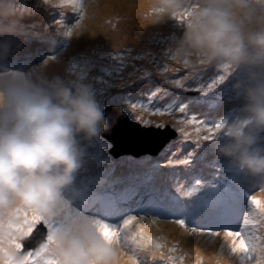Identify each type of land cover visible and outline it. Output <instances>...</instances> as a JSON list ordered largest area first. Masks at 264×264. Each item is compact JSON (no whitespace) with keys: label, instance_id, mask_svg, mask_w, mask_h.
Masks as SVG:
<instances>
[{"label":"clouds","instance_id":"1","mask_svg":"<svg viewBox=\"0 0 264 264\" xmlns=\"http://www.w3.org/2000/svg\"><path fill=\"white\" fill-rule=\"evenodd\" d=\"M19 9L25 13L23 7ZM164 16L180 17L183 23L182 35L168 59L173 64L163 74L161 65H157L159 76L145 96L140 95L143 87H127L125 82L122 89L132 92L125 93L120 105L106 104L102 109L85 84L69 87L59 78L49 80L38 73L0 74V264L8 256L17 261L22 258L3 231L4 222L19 219L20 212L29 220L39 217L50 223L60 221L51 238L46 233L43 241L47 243V255L57 264H119L127 256L123 243L107 238V229H102L96 219L78 211L66 215L71 197L65 189L74 184L75 174L82 168L84 142L100 133L114 147L106 136L108 125L103 111L107 106H115L130 121L146 128L170 125L176 130L168 121L146 124L137 118L140 110L158 116L154 109H164L155 105V93L165 108L172 110L162 114L174 118L183 97L190 100L199 93L194 85H186L188 79L178 87L180 92L163 90L165 86L171 88L179 76L174 75V63L188 70L187 78L209 65H227L241 73L233 89L242 103L231 117L221 118L219 132L223 140L215 145L214 158H222L232 174L253 178L256 185L264 188V0H150V21ZM4 18L9 23L4 25L6 28L16 25L8 14ZM3 45L1 42L0 48L6 49ZM136 97L150 108L138 107L128 113L127 99ZM162 140L165 139L147 143L157 146ZM21 242L29 246L26 240ZM151 253L149 248L142 254ZM201 253V264H232L223 254ZM254 260L264 264V249Z\"/></svg>","mask_w":264,"mask_h":264},{"label":"rangeland","instance_id":"2","mask_svg":"<svg viewBox=\"0 0 264 264\" xmlns=\"http://www.w3.org/2000/svg\"><path fill=\"white\" fill-rule=\"evenodd\" d=\"M82 3L84 5L85 17L81 21V26L78 29H73V35L69 36L65 35V32L80 16L79 10L73 9L70 5L62 7L57 4V0H52V3H46L45 0H0V6L3 7L2 12L12 15L13 18L10 17L12 19H8L14 20V24L23 16L26 22L30 18H36L38 20L37 26L47 31L49 27L44 28L43 25L45 21L50 19V16L46 14L48 8L52 13L55 12L53 8L58 7L60 9L61 15L59 14V9H56V20H58L53 28V33L57 36L53 39L40 32L32 41L42 45V54L52 49H55V52L61 51L55 55H49L40 64L23 74L34 75L38 73L49 80L59 78L69 87L85 84L89 87L90 92L94 95L102 109L106 104L120 105L125 100V93L132 92L122 89L125 82V86L127 87H143V90L142 88L139 89L142 90L140 95L145 96L150 91L151 83L159 76L156 69L157 65L161 64V73L163 74L172 63L169 60H165L164 56L172 52L177 40L182 35V21L169 16H164L156 21H150V18H148L150 0H82ZM20 6L23 7L25 13L20 11ZM32 14H35V16H29ZM65 17L72 19L67 22L68 19ZM5 22H7V18H0V33L3 36L12 35L18 30L15 27L5 28ZM48 22L46 23L47 26H49ZM50 28H52V25ZM15 42L16 40L9 39L3 45L6 46V49L0 48V67L2 66L0 72L15 68L14 65L7 63L11 57H15L13 55ZM21 52H23V55L25 54L24 51ZM27 60L31 59L27 58L26 61L21 62L20 66L17 67L19 71H22L21 67L28 62ZM111 63L112 69H106V66ZM174 64L176 65L174 75H182L184 67L176 63ZM164 65L169 66L164 67ZM210 72L213 74L207 76ZM5 74L11 75L16 73L8 71ZM220 74L221 72L218 67L209 65L201 69L197 75L188 78L186 85H191L193 81H196L200 85L199 93L192 98V102L186 100V103L182 104L184 107L193 106L195 108L193 109V114L187 115L189 111H184L180 118H174L168 114L156 116L148 111L140 110L138 115L145 120L151 121V123L155 122V120L168 121L173 127L176 126L180 129H182L181 118L185 114L187 119L194 116L197 120H203L204 123L212 125L220 122L224 116L231 117L235 113L228 115L223 112V109L232 104H235L239 108L241 100L237 99L239 97L233 89V83L241 73L231 70L223 82L217 83L213 88H208V84L214 81ZM140 75L145 76L150 81V85H148V80ZM180 80L184 83L183 79ZM178 87L180 86L173 83L171 88H166L165 86L163 90L173 91L178 89ZM155 95L158 97V93H155ZM127 101L129 102L128 113L132 112L133 108L131 105H142V100L137 97L134 100L127 99ZM144 108L147 110L150 106L146 104ZM104 115L108 125L107 131H111L114 127L118 130L116 122L122 129L129 126L128 115L120 112L119 109L114 108ZM191 127L197 133L196 125L191 124ZM131 128L135 129L132 124ZM189 131V128L186 129V132ZM204 135H207V132L201 126V130L197 133V136L203 137ZM133 136L134 134H130V136L125 138H132ZM121 139L124 142V138ZM222 140V133L218 132L216 140L201 141V146L206 147V150L209 151L217 143L222 142ZM84 143L86 147L83 153L84 163L82 168L75 174L74 184L65 189L66 195L71 197L66 215L78 211L87 214L92 219L99 218L109 222V224L119 226L124 215L123 199L126 198L129 202H133L136 199V194L124 192L125 184L133 175L142 184H145L147 177L153 175L157 168H148L152 164H147L150 161L148 157L140 160L128 158L123 165L120 164V158L110 161V155L107 150L108 146L110 147V143L100 133L90 142ZM97 145L102 146L105 150L103 151ZM171 149L174 154L172 157L173 161L185 158L189 152H192L193 156L201 152V149L197 148V139L190 142L179 139L171 146ZM212 153L214 154V150ZM211 158L222 160V158H214V156ZM125 165L136 167L126 170ZM176 166L175 164H169L168 169L178 189L184 186L180 183V177L175 174L177 171L175 170ZM182 166L186 169L185 173H187L188 166ZM96 169H106V174L112 176L111 180L102 188L109 196L106 208L103 207L104 202L98 200L95 194L90 200V197L85 193L88 180ZM181 174L183 173L181 172ZM202 181L204 183L215 182L210 176H205ZM254 181L253 178L248 179L245 187L247 196L242 195L237 206L240 209L244 204L247 205L248 219L246 226L244 227L242 224L244 223V210L239 211L228 226H235L236 230L245 231L254 239L257 244V252L253 255L256 256L261 249H264V216L259 213L254 205L249 203L248 198L254 196L264 204V188H260L259 186L256 189L252 188ZM184 182L188 187H191V180L185 179ZM177 189L176 195L182 197L183 201L186 200L187 197L181 196ZM189 199L192 200L193 197H189ZM233 212L235 210L230 213ZM118 214L120 215L117 217ZM129 214L130 212L127 215ZM220 214L221 212L211 215L201 213L194 215V218H190V214H182L181 216L158 217L155 219V222H153V218L143 220L138 216L137 220L133 223L137 226L143 225L146 235L163 239L166 245L164 251H167V248L172 247L174 243L177 244V250L173 254L180 255L184 253L185 259L183 264H195L197 256L202 255L201 252L205 254L214 252L222 254V250L227 252L232 249L229 241L220 234L223 230L232 228L224 226L223 223H220V226L215 225L216 222L224 219V216ZM213 215L216 217L209 219ZM19 219L21 222L23 221V212L20 214ZM177 219H182L185 226L181 227L175 223ZM15 221L11 222L15 223ZM189 221L192 223H189ZM8 224L9 221L4 222L3 231L5 236L9 238L10 234L15 233V229H9ZM53 224L59 226L60 221H55ZM40 242L43 241H39L36 245H33L34 243L32 242L33 244L30 248L26 249L24 254L28 251H34ZM127 247L129 251H135L130 245ZM20 253L21 255L23 254L22 249H20ZM230 253H232L231 258H233L236 264H256V261L251 259L252 256L249 252L241 253L231 250ZM136 255L139 264H166L165 261L160 259L147 261V254L138 252ZM119 264H128L127 257L123 256Z\"/></svg>","mask_w":264,"mask_h":264},{"label":"snow or ice","instance_id":"3","mask_svg":"<svg viewBox=\"0 0 264 264\" xmlns=\"http://www.w3.org/2000/svg\"><path fill=\"white\" fill-rule=\"evenodd\" d=\"M46 3H52V0H45ZM57 4L64 7L70 5L73 9L79 10L80 16L75 23L70 26L65 35H73V29H78L81 26V21L85 17L84 5L82 0H57ZM180 17H178L179 19ZM221 74L216 79L208 84V88H213L217 83L223 82L231 69L225 65L218 67ZM184 79H188L184 77ZM175 84L182 85V80H175ZM133 109L137 107L143 108V105L133 104ZM180 112H184V106L181 105L178 109ZM155 113L162 114L164 112L171 113L172 110L167 108L154 109ZM143 123H151L149 120L143 119L141 116H137ZM183 122V121H182ZM189 124L196 125V131L199 133L201 126L207 132V135L203 137L197 136V148L201 149L200 154L193 156L192 152H189L183 159L169 160V164L187 165L186 175L190 180H194L191 187H180L177 191L183 197H193L192 200H180L171 189L167 186V181L163 174H159L154 178L148 189V201L147 208L156 214L165 215H178L182 214H195V213H219V212H231L234 211L242 195H245V187L248 182V178L242 176H236L231 173L226 164L221 159H216L213 162H209L208 157L210 153L206 150V147H202L201 141H214L217 139V134L222 128V123L218 122L214 125L206 124L203 120H197L196 117H190L187 120ZM158 127H163V124H158ZM183 131V129H181ZM187 136V133H185ZM212 168V179L214 183H203L202 179L205 177V169ZM250 204L254 205L258 209L259 213L264 216V204H262L256 197L252 196L248 198ZM22 212L19 213V216ZM146 216L140 217V219H146ZM244 223L246 226L248 219V213L243 214ZM137 220V216L132 214L126 215L121 220L119 226L105 223L103 220L96 218V223L101 226L102 229H107L106 236L109 239L115 240L117 243H123V246L128 250L127 246H131L135 251H129L127 254L128 264H139L136 253H143L147 249H152V253L146 256L147 261L160 259L166 262V264H183L185 254L174 255L178 245L173 244L172 247L167 248L164 251L166 245L163 239H157L155 237L146 235L143 225H135L133 222ZM38 221V222H37ZM153 222H155V216H153ZM181 227H184L182 219L175 221ZM37 224L46 226V233L49 239L52 233L56 230V226L53 223L48 222L39 217H28L23 214V221L17 219L15 223L9 222L8 228L15 229L14 234H10L8 238L9 244L20 250L24 247L21 239L18 237L28 238L27 243L31 244L34 241H44L43 230L39 233H34V228ZM192 231V229H190ZM222 234L230 243L233 252H249L254 259V253L257 252V244L254 239L249 236L245 231L225 229ZM121 237L123 238L121 240ZM4 264H57V262L47 255V243L40 242L39 246L34 251L26 252L20 260H15L11 256H8L4 261ZM195 264H201L199 256L195 260Z\"/></svg>","mask_w":264,"mask_h":264},{"label":"water","instance_id":"4","mask_svg":"<svg viewBox=\"0 0 264 264\" xmlns=\"http://www.w3.org/2000/svg\"><path fill=\"white\" fill-rule=\"evenodd\" d=\"M114 108L115 106H107L103 113L106 114ZM128 124L129 126L127 128L122 129V127L116 122V127L119 129L117 130L114 127L111 131L106 133L107 139L114 143V147L111 149V152L116 156L125 153L142 154L146 152H155L162 147L164 141H159L157 146H153L147 142L156 141L161 138L168 140L172 136V131H174L170 125H167L166 128H146L145 126H141L140 124L132 121ZM131 124L135 129L131 128ZM128 128L132 130H128ZM105 130L107 131V127ZM130 134H134V136L132 138H125L130 136ZM121 138H124V142L121 141Z\"/></svg>","mask_w":264,"mask_h":264},{"label":"bare ground","instance_id":"5","mask_svg":"<svg viewBox=\"0 0 264 264\" xmlns=\"http://www.w3.org/2000/svg\"><path fill=\"white\" fill-rule=\"evenodd\" d=\"M26 43L28 44V45H33V41H32V39H26ZM112 63L110 64V65H108V66H106V69H112ZM213 73L212 72H210L207 76H211ZM81 75V74H80ZM170 80L172 79V78H169ZM192 99H190V100H187V101H191ZM192 102V101H191ZM240 103H242V100L240 101ZM162 106H165L164 104H162ZM198 109H200V108H198ZM238 110V108L236 107V105L235 104H232L231 106H228V107H225L224 109H223V112H225V113H227L228 115H231V114H233V113H236V111ZM184 111H194L193 110V106H185L184 107ZM185 120V119H184ZM189 124V123H188ZM224 161V160H223ZM225 162V161H224ZM226 164V163H225ZM127 168H129V167H127ZM107 179H109V177L108 176H104V177H102V178H99V180L100 181H102V182H105ZM98 182V180H94L93 181V183L92 184H96ZM92 194H94V192L92 193ZM101 197H103L102 198V201H104L105 199H106V196H105V193H101ZM146 200L148 201V199L146 198ZM228 216V215H227Z\"/></svg>","mask_w":264,"mask_h":264},{"label":"trees","instance_id":"6","mask_svg":"<svg viewBox=\"0 0 264 264\" xmlns=\"http://www.w3.org/2000/svg\"><path fill=\"white\" fill-rule=\"evenodd\" d=\"M29 16H32V17H34V16H35V14L29 15ZM21 21H25V19H21Z\"/></svg>","mask_w":264,"mask_h":264},{"label":"flooded vegetation","instance_id":"7","mask_svg":"<svg viewBox=\"0 0 264 264\" xmlns=\"http://www.w3.org/2000/svg\"><path fill=\"white\" fill-rule=\"evenodd\" d=\"M1 69V68H0ZM6 73V71L5 70H3V72H0V74H5Z\"/></svg>","mask_w":264,"mask_h":264}]
</instances>
